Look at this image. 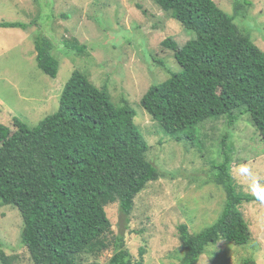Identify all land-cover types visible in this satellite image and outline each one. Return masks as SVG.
<instances>
[{"label": "trees", "instance_id": "1", "mask_svg": "<svg viewBox=\"0 0 264 264\" xmlns=\"http://www.w3.org/2000/svg\"><path fill=\"white\" fill-rule=\"evenodd\" d=\"M151 1L195 36L188 34L192 39L181 48L170 38L164 40L181 69L166 68L169 77L152 84L139 104L160 131L191 145L201 140L217 147L213 153L219 161L210 163L209 182L225 195L221 213L197 234L186 224L177 227L184 250L180 264H195L206 247L219 241L248 244L249 226L240 208L264 200L261 193L239 190L227 133L214 146L213 137L197 136L193 130L221 117L231 129L246 113L264 143V52L248 29L236 23L246 19L247 0H234L231 14L213 0ZM27 27L0 22L2 29ZM62 42L77 56L87 53L78 42ZM54 47L50 37L34 38L36 65L52 79L59 70ZM58 103L56 111L35 126L17 117L9 126L0 123V207L19 212L20 240L33 264H83L84 257L98 258L106 251L111 252L108 264H143L145 250L133 260L126 247L129 228L114 234L106 211L117 203L128 221L135 197L161 176L146 158L149 144L137 131L136 111L124 97L114 102L105 86L96 87L79 70L72 72ZM14 260L0 244V264Z\"/></svg>", "mask_w": 264, "mask_h": 264}, {"label": "rangeland", "instance_id": "2", "mask_svg": "<svg viewBox=\"0 0 264 264\" xmlns=\"http://www.w3.org/2000/svg\"><path fill=\"white\" fill-rule=\"evenodd\" d=\"M213 1L231 14L234 0ZM247 1L246 19L236 23L248 29L264 52V0ZM2 21L29 27L0 28V123L9 126L17 117L35 126L54 113L75 70L86 74L96 87L105 86L114 102L124 97L136 111L137 131L149 144L146 158L161 176L135 197L128 221L117 203L106 208L108 219L114 234L129 228L126 247L133 260L139 259L143 248V264H180L184 250L177 227L186 224L191 234H197L218 219L224 204V193L209 182L217 147L201 140L191 145L183 137L179 141L160 131L139 100L152 84L169 77L166 68L172 72L181 69L164 40L170 38L181 48L195 35L151 0H0ZM38 35L54 42L53 54L59 62L55 79L36 65L34 38ZM64 39L84 45L86 55L67 50ZM225 120H208L193 130L197 136L213 137L214 146L227 133L228 144L233 146L232 176L239 190L264 195V143L251 125L250 115H240L231 129ZM240 211L249 226L248 244L220 241L209 245L195 264H242L246 259L264 264V200L243 204ZM22 228L15 208L0 207V244L5 254L15 258L14 264H33L20 240ZM110 257L111 252L106 251L98 258L84 257L83 264H108Z\"/></svg>", "mask_w": 264, "mask_h": 264}, {"label": "clouds", "instance_id": "3", "mask_svg": "<svg viewBox=\"0 0 264 264\" xmlns=\"http://www.w3.org/2000/svg\"><path fill=\"white\" fill-rule=\"evenodd\" d=\"M220 242V241H219Z\"/></svg>", "mask_w": 264, "mask_h": 264}]
</instances>
